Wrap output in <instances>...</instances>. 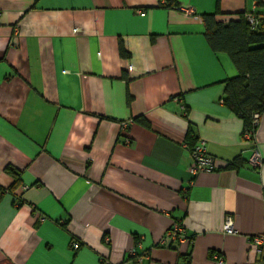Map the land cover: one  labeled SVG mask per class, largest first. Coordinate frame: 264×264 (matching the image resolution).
<instances>
[{
    "label": "crops",
    "instance_id": "crops-1",
    "mask_svg": "<svg viewBox=\"0 0 264 264\" xmlns=\"http://www.w3.org/2000/svg\"><path fill=\"white\" fill-rule=\"evenodd\" d=\"M174 1L0 0V264H264V113L255 168L202 20L264 29V0ZM189 135L217 166L194 179Z\"/></svg>",
    "mask_w": 264,
    "mask_h": 264
},
{
    "label": "trees",
    "instance_id": "trees-1",
    "mask_svg": "<svg viewBox=\"0 0 264 264\" xmlns=\"http://www.w3.org/2000/svg\"><path fill=\"white\" fill-rule=\"evenodd\" d=\"M172 3L175 4V1ZM250 14H245L239 21H232L229 24L219 22L216 14L202 16L205 37L212 50L215 53L228 54L238 70V75L225 83L224 102L231 111L243 119L245 129L253 127L254 114L264 113V29L259 15L257 16L260 23L257 30L251 29L247 21ZM120 52L123 57H128L122 44ZM137 121L146 127L149 126L145 118H139ZM188 137L189 146L198 141L190 135ZM241 163L237 160L229 167L239 166ZM10 169L8 171L15 177L11 189L14 190L21 181L20 173Z\"/></svg>",
    "mask_w": 264,
    "mask_h": 264
},
{
    "label": "built area",
    "instance_id": "built-area-1",
    "mask_svg": "<svg viewBox=\"0 0 264 264\" xmlns=\"http://www.w3.org/2000/svg\"><path fill=\"white\" fill-rule=\"evenodd\" d=\"M247 21L252 30H257L258 25L260 23V18L255 14H250L247 16ZM177 100H179L177 98ZM180 101V100H179ZM261 115L259 113L254 114L253 116V127L250 129H244L243 131V141L249 145L252 149V156L249 159V163L252 164L255 168H259L263 164V159L259 152L257 143H256V131L260 123ZM127 127V124H124L123 131ZM129 142V139H126ZM186 148L190 151L192 164L189 169L191 178H195L198 174L203 172H212L217 169L216 160L214 156H212L207 147V143L204 140H198L193 146H189L188 142L185 144ZM225 233L229 235H235L237 233L232 218L227 217L225 224ZM167 240L179 241L181 239H185V230L179 224H175L174 228L168 233ZM252 246L255 248L256 252L261 256L262 260H264V235L255 236L251 238ZM81 247L80 242L74 241L72 244V248L74 251L79 250ZM130 257L135 259L134 264H142L144 260V256L136 255L134 251L129 253ZM216 264H226L221 256L215 257ZM105 264H110L106 262Z\"/></svg>",
    "mask_w": 264,
    "mask_h": 264
}]
</instances>
